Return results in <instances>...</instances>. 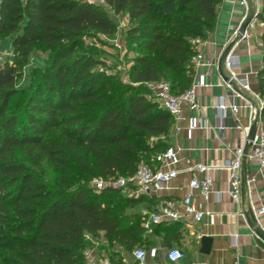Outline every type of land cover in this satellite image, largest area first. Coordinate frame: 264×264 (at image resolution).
<instances>
[{"label":"trees","instance_id":"16d2710c","mask_svg":"<svg viewBox=\"0 0 264 264\" xmlns=\"http://www.w3.org/2000/svg\"><path fill=\"white\" fill-rule=\"evenodd\" d=\"M103 1H0V43L10 36L12 54L11 64H0V264H85L86 250L108 249L109 264H127L120 250L153 245L154 234L168 247L180 244L178 221L145 232L134 208L151 198L83 182L157 164L174 120L148 85L165 82L176 96L191 88L192 59L214 31L223 0ZM102 6L128 18L126 82L106 73L99 51L83 43L117 34ZM256 18L264 23V0ZM37 50L48 61L19 90ZM256 80L264 102V54ZM43 162L54 177L42 172Z\"/></svg>","mask_w":264,"mask_h":264},{"label":"crops","instance_id":"0c3cea01","mask_svg":"<svg viewBox=\"0 0 264 264\" xmlns=\"http://www.w3.org/2000/svg\"><path fill=\"white\" fill-rule=\"evenodd\" d=\"M240 1L223 0L214 31L206 40L198 43L197 52L202 59L195 65L193 82L198 108L184 107L180 118L174 120L168 138V146H173L179 156L175 168L180 173L163 190L146 195L152 201L139 206L140 211L148 208L154 210L164 203L176 206L185 195L190 194L199 210L214 214V222L211 223L207 215L199 222L178 221L181 225L180 244H173L172 247L164 244L162 236L152 235L155 237L154 244L146 250V264H264V241L252 231L245 216L238 214L241 211L244 213L248 204L255 209L264 208V169L256 163L243 162L245 195L237 204L227 193L229 171L223 167L233 159L236 148L243 140V132L235 126L237 123L248 126L250 109L248 105L244 107L243 101L237 100L236 103L241 106L237 120L230 111H227L225 119L221 118L216 109L219 98H225L227 93L218 72V61L224 49L236 38L247 13ZM247 1L261 10L262 0ZM251 25L247 29L249 38L238 40L232 53L238 55L240 61V68L235 73L239 77L246 75L250 83L251 92L244 96L252 107H257L260 97L256 75L262 67L264 49L259 48L256 41L264 38V23L256 18ZM202 81L206 86L199 85ZM225 101L228 102L226 98ZM192 125L196 128L190 130ZM258 125L264 128L261 120ZM222 126L227 127L224 132L219 130ZM199 163L212 166L209 172L213 180L212 190L207 195L189 186L192 177L201 179L206 175L189 170V167ZM154 166L158 167L159 164ZM256 216L264 225V213L257 212ZM205 237L211 239L207 252L202 251ZM172 248L180 249L184 257L170 262L167 253ZM103 264L109 262L103 261Z\"/></svg>","mask_w":264,"mask_h":264},{"label":"built area","instance_id":"2783aa9c","mask_svg":"<svg viewBox=\"0 0 264 264\" xmlns=\"http://www.w3.org/2000/svg\"><path fill=\"white\" fill-rule=\"evenodd\" d=\"M90 1L98 5L104 3L103 0ZM239 3L245 9L248 8L247 0H241ZM254 8L255 13L258 14L260 10L256 7ZM248 38L249 34L246 31L243 38L239 40H247ZM256 44L263 50L264 38L257 40ZM2 48L3 45L0 44V64L4 63L5 57L10 58L12 56L10 48L5 51ZM201 59L202 56L197 54L192 61L195 65H197ZM224 67L226 72L231 75L234 86L224 83L227 89L225 98L228 102L225 101L224 97H221L216 105V109L219 111L221 118L225 119L227 117V111H230L237 120L241 108V106L236 103L237 100L243 101L244 107L248 105L250 109L248 126H242L239 123L235 126L237 130H241L243 132V140L236 148L233 159L223 166L229 171L227 193L230 198L238 204L241 199L242 179L244 176L243 162L256 163L261 169H264V128L259 127L258 125L253 140L251 142L247 140L250 126L255 121L256 110L258 108L261 111L264 106V102L260 99L259 105L257 107H252L244 96L245 93L249 94L251 92V87L246 75L239 77L235 73V71L240 68L238 55L233 54L231 51L225 60ZM199 85L206 86L203 81ZM148 87L153 92L154 99L171 115L175 121L180 118L184 107L191 109L198 108V103L195 99V85H192L189 90L179 96L173 95L170 91L169 85L165 82L149 84ZM195 128L196 126L192 125L190 130ZM226 129V126H222L219 130L224 132ZM156 161L159 164L158 167L151 166L146 163H140L136 167L135 171L128 176H120L110 179L94 178L91 180L92 187L95 191H100L106 187L123 188L129 196L155 194L156 192L166 188L167 184L172 179L176 178L180 173V171L175 168L176 164L179 162V156L173 146H168L162 153H160L156 157ZM166 166H169V168L165 169ZM189 170H197L198 172L206 173V175L201 179L192 177L189 181V186L198 190L202 195L210 193L212 190L213 180L209 172L212 170V166L199 163L189 167ZM252 198H255V196ZM250 206L256 219L257 212L264 213L263 207L255 209L252 204ZM238 214H241L242 216L244 215L242 211ZM141 215L143 217L142 226L147 233H152L154 226L160 222L185 220L199 222L205 215L208 216L211 223L214 222V214L209 212L204 213L199 210L193 202L190 194L185 195L176 206L164 203L159 205L154 210H141ZM260 226L264 230V225L260 224ZM234 237H236V235H234ZM132 254L134 259L137 261V264H146V249L137 248ZM85 255V264H103V261L95 259L92 251L86 250ZM167 257L170 262H176L184 257V253L178 248H172L168 251Z\"/></svg>","mask_w":264,"mask_h":264},{"label":"rangeland","instance_id":"374dc122","mask_svg":"<svg viewBox=\"0 0 264 264\" xmlns=\"http://www.w3.org/2000/svg\"><path fill=\"white\" fill-rule=\"evenodd\" d=\"M101 9L106 13V15L115 23V25L117 26V34L114 37H103V36H99L98 39L92 40V39H84L83 43L85 46L89 45V47L92 50H97L100 53V56H102L104 58V60L106 61L109 70H106V73L108 74H115L118 75L119 78L123 81L126 82L127 81V77H126V73L130 64V60L131 57L133 56V53H130L127 57L125 55L126 53V45H125V39L126 37L125 32L128 29L129 23H128V18L126 15H114L113 12L106 6H102ZM255 22V21H254ZM252 26V25H251ZM250 26V27H251ZM10 36L8 37V39H6V43L2 44L3 45V50H7L10 46ZM1 44V43H0ZM8 62L9 64H11V57H5L4 62ZM48 61V54L41 52L39 50L35 51L33 54H31V56L28 59V62L26 64V66L22 69V76L21 78L18 80V84H17V88L19 90H23L24 88L28 87L30 85V75L32 72H34L35 70H39L42 69L46 62ZM151 98H154V94L151 91ZM162 153V152H161ZM160 153H158L156 155V157L159 155ZM21 157L25 160H27L25 158V156L21 155ZM155 157V159H156ZM42 172L45 175H50L52 177L55 176V174L53 172H51V168L50 166L46 163L43 162L41 164V168ZM83 184L89 186L90 188H92V184L91 181H84ZM93 189V188H92ZM139 210L138 208H134ZM126 213H130L131 209H127L126 208ZM140 211V210H139ZM152 240L155 239V237L153 238V236L151 237ZM105 246H107L106 242L103 241ZM151 245H147V246H136L133 248V250L137 249V248H144V249H148ZM121 249V248H120ZM118 249V250H120ZM111 249L106 250V252H103L102 254L99 253V255H97L95 252L94 256L96 260H101V261H108V256H109V251ZM117 250V249H116ZM121 254L123 255V259L127 262H132L133 261V254L132 252H126L124 249H121Z\"/></svg>","mask_w":264,"mask_h":264},{"label":"water","instance_id":"95a60500","mask_svg":"<svg viewBox=\"0 0 264 264\" xmlns=\"http://www.w3.org/2000/svg\"><path fill=\"white\" fill-rule=\"evenodd\" d=\"M257 14L255 13V8L252 6V3L249 2L248 4V8H247V13L245 18L243 19L242 23L240 24L238 30H237V36L236 38L230 42V44L224 49V51L222 52L219 61H218V72L220 77L222 78V80L224 81V83L230 84L234 86V82L232 81L231 75L226 72L224 64H225V60L227 58V56L229 55V53L232 51L233 47L235 46V44L237 43V41L241 38H243V36L245 35V32L247 31V29L249 28V26L252 24V22L256 19ZM260 109L257 108L256 110V117H255V121L252 123V125L250 126L248 135H247V140L249 142H251L254 138V135L257 131V127H258V123L260 121ZM245 178L242 179V192H241V196L244 197L245 195V189H244V182ZM244 216L246 218V221L249 225V227L252 229V231L262 240L264 241V230L262 229V227L260 226L259 222L257 221L251 206L248 204L245 212H244ZM210 242L211 239L209 237H205L203 239L202 242V251L203 252H207L209 247H210Z\"/></svg>","mask_w":264,"mask_h":264}]
</instances>
